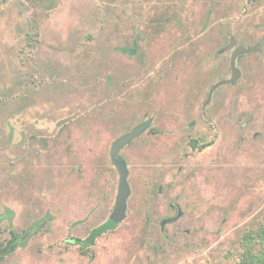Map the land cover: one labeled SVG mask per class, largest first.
Wrapping results in <instances>:
<instances>
[{
  "label": "rangeland",
  "instance_id": "374dc122",
  "mask_svg": "<svg viewBox=\"0 0 264 264\" xmlns=\"http://www.w3.org/2000/svg\"><path fill=\"white\" fill-rule=\"evenodd\" d=\"M258 43L208 101L233 49ZM145 120L118 153L125 218L84 254L71 239L105 223L117 200L111 146ZM5 211L0 243L14 230L25 245L0 264H235L242 232L264 216V0L0 5Z\"/></svg>",
  "mask_w": 264,
  "mask_h": 264
},
{
  "label": "trees",
  "instance_id": "16d2710c",
  "mask_svg": "<svg viewBox=\"0 0 264 264\" xmlns=\"http://www.w3.org/2000/svg\"><path fill=\"white\" fill-rule=\"evenodd\" d=\"M34 7L38 8L41 11H50L55 7L56 0H30ZM7 0H0V5H3ZM40 33L38 20L36 17L30 18L28 21V30L26 32V37L30 44L34 42L37 35ZM137 44L132 47H122L121 50L125 53L131 54L136 48ZM194 144L197 143L196 140L193 141ZM208 145H210L208 143ZM12 215L11 212L5 211L0 214V224L1 222L9 218ZM108 220L93 228L85 238L75 237L72 238L75 244H78L80 250L84 254H88L91 250V247L95 244L98 237L109 229L115 227L116 225L109 226L107 224ZM11 238L8 240L7 245L3 246L0 243V257H3L4 254L13 247L16 240H19L18 234L11 230ZM23 236V235H22ZM25 245V243L23 244ZM233 256V254H230ZM235 264H264V216L259 220L250 224L249 228H246L239 239V248L238 254L236 257Z\"/></svg>",
  "mask_w": 264,
  "mask_h": 264
},
{
  "label": "water",
  "instance_id": "95a60500",
  "mask_svg": "<svg viewBox=\"0 0 264 264\" xmlns=\"http://www.w3.org/2000/svg\"><path fill=\"white\" fill-rule=\"evenodd\" d=\"M262 43H258L249 47L237 46L233 49L230 58V68L231 74L229 77L224 78L216 82L210 89L209 100L211 99L214 91L219 87L231 84L237 81L242 73L241 69L238 67V60L242 55L250 54L252 52L258 51L261 48ZM150 125V120H145L141 124L135 126L131 131L121 135L112 145L110 151V157L119 172V190L117 200L114 209L108 219L107 224L113 226L121 222L126 215L127 211V200L130 195V184L128 181V167L125 160L118 157L120 149L129 144L132 140L142 135Z\"/></svg>",
  "mask_w": 264,
  "mask_h": 264
},
{
  "label": "flooded vegetation",
  "instance_id": "af4514ba",
  "mask_svg": "<svg viewBox=\"0 0 264 264\" xmlns=\"http://www.w3.org/2000/svg\"><path fill=\"white\" fill-rule=\"evenodd\" d=\"M194 140L197 141L196 144H194V142H193ZM132 141H133V140H132ZM132 141H131V142H132ZM191 144H192V146H193L194 148H200V149H202V148L208 146V143H205V144H203V145H200V144H199V141H198L197 139H192V140H191ZM112 145H113V144H112ZM111 148H112V146H111ZM120 150H121V149H120ZM110 151H111V150H110ZM119 152H120V151H119ZM110 159H111V157H110ZM111 162H112V160H111ZM112 164H113V162H112ZM113 165H114V164H113ZM114 166H115V165H114ZM115 168H116V167H115ZM116 169H117V168H116ZM117 171H118V170H117ZM118 173H119V172H118ZM113 209H114V208H113ZM18 237H19L20 239H19V240H16V242L14 243V245H15V244H18V245L22 244V245H23V244H24V241L21 240V237H23V236H19V235H18ZM73 243H74V242H73ZM14 245H13V247H14ZM13 247H12V248H13ZM12 248H11V249H12Z\"/></svg>",
  "mask_w": 264,
  "mask_h": 264
}]
</instances>
